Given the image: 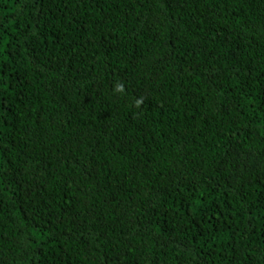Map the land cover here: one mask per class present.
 <instances>
[{
  "label": "trees",
  "instance_id": "obj_1",
  "mask_svg": "<svg viewBox=\"0 0 264 264\" xmlns=\"http://www.w3.org/2000/svg\"><path fill=\"white\" fill-rule=\"evenodd\" d=\"M0 264H264V0H0Z\"/></svg>",
  "mask_w": 264,
  "mask_h": 264
}]
</instances>
